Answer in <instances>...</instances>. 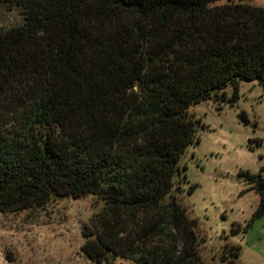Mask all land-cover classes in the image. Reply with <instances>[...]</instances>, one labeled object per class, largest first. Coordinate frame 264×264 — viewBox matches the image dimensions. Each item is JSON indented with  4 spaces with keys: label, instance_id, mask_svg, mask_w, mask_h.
<instances>
[{
    "label": "trees",
    "instance_id": "1",
    "mask_svg": "<svg viewBox=\"0 0 264 264\" xmlns=\"http://www.w3.org/2000/svg\"><path fill=\"white\" fill-rule=\"evenodd\" d=\"M214 1L0 0L22 16L0 29V213L94 194L92 262L204 264L196 221L170 195L203 127L187 109L232 104L238 79L264 83V7ZM239 174L259 196L253 220L264 178ZM238 251L225 244L221 261Z\"/></svg>",
    "mask_w": 264,
    "mask_h": 264
},
{
    "label": "rangeland",
    "instance_id": "2",
    "mask_svg": "<svg viewBox=\"0 0 264 264\" xmlns=\"http://www.w3.org/2000/svg\"><path fill=\"white\" fill-rule=\"evenodd\" d=\"M239 2L264 7V0H216L209 6ZM21 21L18 9L0 6V29ZM223 92L230 97L232 86L227 84ZM187 113L203 127L196 128L198 142L180 155L178 165H185V179L174 178L170 195L196 221L195 232L203 239L199 246L203 263L225 264L221 251L231 244L239 246L232 264H264V212L252 220L259 196L239 174L240 170L260 172L264 178L260 170L264 166V83L238 79L232 104L210 98L191 105ZM191 184L195 188L188 194ZM102 205L98 196L88 194L0 213V264H134L120 257L94 263L84 254L82 229L90 226L91 216Z\"/></svg>",
    "mask_w": 264,
    "mask_h": 264
}]
</instances>
